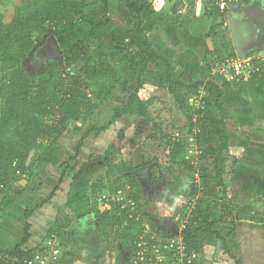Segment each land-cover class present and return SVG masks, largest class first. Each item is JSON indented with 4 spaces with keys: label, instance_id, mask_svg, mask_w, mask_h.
<instances>
[{
    "label": "trees",
    "instance_id": "16d2710c",
    "mask_svg": "<svg viewBox=\"0 0 264 264\" xmlns=\"http://www.w3.org/2000/svg\"><path fill=\"white\" fill-rule=\"evenodd\" d=\"M113 2L133 5L136 9L134 14L130 12L132 21L136 22L135 26L128 30L123 40L115 41V48L118 51L135 58L134 74L137 76L138 87L131 92L128 89L130 79L120 77L116 66L110 61L107 41L100 36L97 38L94 34L79 39L64 49L57 64L47 63L33 75L25 67L30 54L47 45L51 38L59 42V38L63 36L79 35V31L85 26L96 24L89 18L86 0H15L7 15L0 13V215L6 213L4 202L11 197V190L16 183L23 178H27L26 180L30 182L40 174L31 162L36 152L42 150L44 153L52 148L57 149L71 123H81L84 128V133L76 144V157L81 154L92 134L108 131L120 119L142 118L145 125L151 124L154 128L160 129L161 125L149 111L153 99L145 100L140 94L144 87V76L154 70L161 76L162 87L168 90L177 104L186 107L185 116L191 123V132L195 136L193 144L197 148L215 143L213 128L206 108L191 107L184 91L188 89L197 94L198 89L203 88L207 99L222 116L223 136L213 167L216 186L220 188L224 197L220 204L222 216L218 221H213L214 209L201 198L198 189L199 172H196V166L190 161H183V166L190 174L192 199L190 205L194 207L189 212L183 229L181 227L180 234L188 250L195 252L199 257L205 253L207 237L215 236L223 242L226 255L236 264H241V261L230 252L227 237L221 236L217 229L219 225L225 223L235 225L240 220L234 205L232 206L227 200V185L224 179L227 174L226 155L230 154L232 133H238L245 140H252L260 134L264 138V125L249 133L243 128L238 115L224 107L222 99L225 93L232 90L230 83L219 85L212 79L194 80L192 84L186 85L174 79L175 63L154 47L142 17L145 11L154 13L153 1L99 0L104 26H112L110 15ZM203 3L205 2L201 3L204 7L200 12L191 11L194 17L219 19V23L212 26V31L230 24L232 13L229 7L215 5L214 14L207 15V3ZM170 9L172 18L176 20V22L173 20V25L190 35V30L185 29L181 23L190 15L182 16L181 12L184 11L182 1L174 3ZM132 50L136 52L132 53ZM221 52L222 50L210 51L199 60L206 62L209 66L206 68H210L209 61L213 57H227ZM231 54L229 56L239 57L234 50ZM255 78L264 81V75H257ZM248 84L250 83H244V85ZM118 90L127 95L126 103L113 106V112L106 122L94 121L95 112L102 106L110 104ZM164 139L168 141L171 160L175 163L179 155L184 152L185 144L167 134H164ZM43 141L47 142L46 145H42ZM262 145L264 147V141ZM116 149L115 145L108 149L102 161V166L107 170L94 189L109 186L110 195H115L120 190L125 192L127 200L132 199L136 202L137 214L131 217V207L123 209V202L104 204L105 209L95 213L96 223L90 226L88 231L101 228L105 239H108L109 233H113L120 243L118 250L124 263V259L133 257L138 250L137 244L146 224H149L153 231L160 234L162 231L159 227L160 219L148 214L141 205L143 186L134 175L139 165L134 162L126 163L124 160L117 161L114 155ZM72 161L73 159H69L63 163L58 184L48 199L35 208L26 209L25 234L21 243L12 249L0 250V257L17 260L13 262L0 259V264H22L24 259H30L39 249L25 248L32 238L29 220L37 210L57 196L66 178L72 181L84 179L83 170L76 171V167L71 164ZM176 179L184 186V182L178 176ZM63 218V220L57 219L47 238L51 234H57L60 243L62 242L61 232L72 227L71 218L68 215H64ZM261 222L264 226V219ZM1 230L2 228L0 233Z\"/></svg>",
    "mask_w": 264,
    "mask_h": 264
},
{
    "label": "rangeland",
    "instance_id": "374dc122",
    "mask_svg": "<svg viewBox=\"0 0 264 264\" xmlns=\"http://www.w3.org/2000/svg\"><path fill=\"white\" fill-rule=\"evenodd\" d=\"M151 1L154 3V8H158L160 11L164 9V2L172 6L174 3L182 1L184 4L182 16L186 17L190 14V18L193 16L191 11H201V8L204 7V5L201 6L202 2L207 3V15L214 14V6L219 4L221 7H229L233 13L243 11L244 15L249 14L247 15L249 17L245 18L248 26L245 33L250 32H247L246 35L249 37L252 34V40L250 45L242 44V48L236 49L238 55L242 57L249 54H261L264 57L263 30L260 34L263 39L262 43L258 38L253 37L255 34L253 26L264 25V0ZM14 2L15 0H0V13L7 15ZM118 10L120 9L117 8L115 13L110 15L112 26L103 25L99 12L92 19V22L96 23L95 25L85 26L79 35L63 36L57 42L63 51L77 40L90 37L92 34L97 38L99 36L104 38L107 41L110 61L116 66L120 77L130 79L128 89L131 92L138 87L137 76L134 74L135 58L126 56L115 48V41L123 40L127 34L126 31L130 29L126 26L121 27L123 17L122 12ZM128 13L130 14V12ZM207 20L209 28L212 23L218 22L217 18L213 20L206 18ZM232 25H234L233 20ZM232 25L230 23L225 27H219L222 28L220 29L222 35L220 41L224 49L221 52L223 56L232 55L231 50L235 51L236 46L234 42L240 43L239 40L233 42L231 36H225L230 32L232 35L236 33L232 32ZM90 31L95 33H89ZM243 34V32L240 33L241 36ZM241 49L242 51H240ZM135 52L132 50V53ZM188 53L192 56V53ZM173 55L175 54L171 56ZM58 59L54 45L48 42L47 45L30 54L25 67L33 75L47 63L57 64ZM171 60L176 65L174 79L186 85L192 84L194 79L188 74L187 67L183 65L179 67L175 60ZM195 67L192 65L190 68L195 69ZM261 69L260 76L264 75V65ZM209 72L212 75L211 79H214L219 85L237 84L238 88L235 91L225 93L227 95L222 99V103L227 110L238 115L246 131L251 133L254 129L264 125V81L254 78L249 82H244L242 75L240 78H237L236 75L217 77L210 68ZM197 75L206 81L209 80L207 79L209 73L205 75V72H197ZM195 80L197 81L198 78ZM256 81L257 83L263 82L260 84L263 86H253L250 87L251 90L244 88V83L251 84ZM143 85L140 94L145 100L153 99L149 111L161 128H154L151 124L145 125L142 118L120 119L108 131L92 134L81 150V154L76 157V144L84 133V128L81 123H71L57 149L52 148L44 153L40 150L33 156L31 162L40 174L30 182L26 180L27 178H23L16 183L11 190V197L4 202L6 213L0 215V228H2L0 250L12 249L21 243L25 234L26 209L35 208L48 199L58 184L63 163L73 159L71 164L76 167V171L83 170L84 179L72 181L66 178L57 196L53 200H49L30 218L31 233L32 229L34 232L33 239L37 240L42 232L48 235L50 229L54 228L57 219L63 220L64 215H68L71 218L72 227L61 232L63 237L61 245L68 258V264H131L133 257L128 260L124 259V263H122L118 250L120 243L115 239L113 233H109L108 239H105L101 228L88 231L89 227L96 223L95 213L105 209L102 196L109 193L110 187L94 189V186L105 175L107 168L102 166V161H104L108 149L113 145L117 148L114 151L117 161L124 160L126 163L134 162L139 165L134 175L138 177L143 186L141 205L148 214L160 219L159 227L162 234L171 236L178 233L193 208L190 205L192 202L190 174L183 166V161H190L196 166V172H199L197 175L198 189L201 198L214 209L213 221H218L221 218L220 204L224 197L220 188L216 186V176L213 172L220 140L223 136L221 114L207 99L203 88L198 89L197 94L188 89L184 91L191 107L203 106L206 108L213 128L215 143L211 146L197 148L190 142L193 136L191 123L185 116L186 107L177 104L168 90L162 87L160 74L153 70L145 76ZM126 98V94H122L120 90L116 91L111 103L99 108L95 112L93 120L98 123L106 122L113 112V106L123 105L126 103ZM164 134L173 137V139L179 134L180 140L185 144L184 152L179 155L175 163L171 160L170 150L167 146L168 141L164 139ZM231 138L230 154L226 155L227 174L224 179L227 185L228 203L234 205L240 220L235 225L227 223V226L223 224L217 229L221 236L227 237L230 252L241 261V264H264V226L261 222L264 219V147L262 145L264 138L260 134L252 140H245L238 133H232ZM46 143L43 141L42 145H46ZM176 176L184 182V186L180 185ZM85 216L91 217V219L80 222L79 219ZM44 218L48 223L43 224L44 230H42ZM37 221L40 225L36 224ZM89 221L92 223L88 227L87 222ZM40 230L41 232H39ZM195 264H236V262L226 255L222 241L215 236H208L205 253L199 257Z\"/></svg>",
    "mask_w": 264,
    "mask_h": 264
},
{
    "label": "crops",
    "instance_id": "0c3cea01",
    "mask_svg": "<svg viewBox=\"0 0 264 264\" xmlns=\"http://www.w3.org/2000/svg\"><path fill=\"white\" fill-rule=\"evenodd\" d=\"M99 5H100L99 0H86L87 11H88V15L90 19H94L93 16L99 12H100L99 15H101ZM163 6H164L163 7L164 9L161 11L158 8H154L155 11L153 14H151L148 11H145L142 16L144 21L146 22L145 28L149 34L150 40L152 41L154 47H156L157 50L165 54V56H167L168 58L175 60L178 64L177 66L182 67L183 65L187 67V70L189 72L188 74L191 75L194 80L198 78V80L206 81V79H202L201 77H199L197 75V72H205V75L206 74L208 75L209 73V77H207V79L212 80L211 79L212 75L209 72V68H206L205 66H203L201 63L202 60H199V59L203 58L210 51H214V50L224 51L223 45L220 41L221 36H222L220 33V29L222 28H218L215 31H212V26L218 24L219 19L216 24L212 23L211 27L209 28L207 25L209 23H208V20L206 21V18L194 17V16H191V18L187 17V19L184 22L181 21V23L184 25V28L190 30V35H187L183 29L175 27L173 25L172 22L174 21L176 22V20L172 18V15L170 13L171 5H167V2H164ZM117 8L120 9L118 11L122 12L123 21L121 23L122 24L121 27L123 28L124 26L130 27V28L134 27L136 22L132 21L131 15L129 13L127 14V12H131V13L133 12L134 14L136 11L135 7L133 5H126V4L119 3V2H113L112 3V14L115 13V10ZM209 19L213 20L211 18ZM235 19H236L235 16H233L232 14L231 20H233V23H234V26H233L234 30H232V32H236L235 34H233L234 36H237V35L239 36L240 33H242L244 30L241 28L240 23L235 22ZM128 30L126 31V33L128 32ZM80 32L81 31H79V33ZM89 33H92V32L90 31ZM233 35L232 33L231 34L229 33L228 35H225V36L229 37ZM243 35L245 36L246 33H244ZM245 37L247 38V36ZM246 45H249V44H246ZM240 51H242V49ZM188 52L192 53V56L189 55ZM234 52L238 53L236 48ZM172 54H175V55L171 56ZM187 65H189L190 67L192 65H195L196 67L195 69H191ZM262 83L263 82L257 83L256 81L251 84L245 85L244 88L249 89L250 87L252 88L253 86L254 87L263 86V85H260ZM230 86H231V89L234 91L236 88H238L237 84L230 85ZM225 95H224V98H226ZM46 223H48L47 219L44 218L42 220V226L43 224L46 225ZM36 224L40 225L38 221L36 222ZM224 225L227 226V223H225ZM42 230H44V226ZM39 232H41V230ZM33 233L34 232L32 229V234ZM46 238H47V234L43 232L37 238V240L35 238L33 239V235H32V238L30 242L28 243V247L26 246L25 248L28 250H33L35 248L37 249L43 244ZM64 257L66 260V264H68V260H67L68 258L65 255V251H64Z\"/></svg>",
    "mask_w": 264,
    "mask_h": 264
},
{
    "label": "built area",
    "instance_id": "2783aa9c",
    "mask_svg": "<svg viewBox=\"0 0 264 264\" xmlns=\"http://www.w3.org/2000/svg\"><path fill=\"white\" fill-rule=\"evenodd\" d=\"M201 63L203 66L209 67L206 62ZM209 63L210 69L217 76L225 77L237 74L239 77L243 76L244 82H249L261 73L264 57L261 54H249L242 57L228 55L225 58L213 57ZM191 134L193 137L190 142L194 143L195 136L192 132ZM174 140H180L179 134ZM102 201L106 205L123 202V209L131 207V217L137 214L136 202L132 199L127 200L125 192L121 190L115 195L103 194ZM191 206L194 207V205ZM180 233L181 230L174 235L166 236L153 231L151 226L146 224L142 230L140 241L137 244L138 250L133 256L131 264H195L199 259V255L188 250ZM33 254L30 259H24L22 264H66L64 250L57 234H51ZM0 259L13 262L17 260L8 257H0Z\"/></svg>",
    "mask_w": 264,
    "mask_h": 264
},
{
    "label": "flooded vegetation",
    "instance_id": "af4514ba",
    "mask_svg": "<svg viewBox=\"0 0 264 264\" xmlns=\"http://www.w3.org/2000/svg\"><path fill=\"white\" fill-rule=\"evenodd\" d=\"M247 15H249V14H247ZM247 15H244V13H239V14H236V13H234L233 14V16H235V22H237V23H242L243 24V26H242V29L244 30V28H246V24L244 23V19L246 18V17H248ZM253 27H256V28H258L257 30H255V34H253V37H256V38H258V40L262 43V35H260L261 34V30H263L262 31V33H263V35H264V25L263 24H260V25H258V26H253ZM263 28V29H262ZM254 29V28H253ZM244 33H245V30L243 31ZM248 32V31H247ZM246 32V33H247ZM248 33H250V32H248ZM230 34H231V32H230ZM252 35V34H251ZM250 35V36H251ZM245 36H247V35H245ZM244 35L243 36H241V35H237L236 36V39L235 40H239L240 41V43H236V42H234V38H233V36H231V38L233 39V42L235 43V48L236 49H239V48H242L241 47V45L242 44H244V45H246V44H249L250 45V42H251V40H252V36L250 37H248L247 36V38L245 37ZM251 38V39H250ZM90 223H92L91 221H89V222H87V226L89 227V225H91ZM86 227V226H85Z\"/></svg>",
    "mask_w": 264,
    "mask_h": 264
},
{
    "label": "water",
    "instance_id": "95a60500",
    "mask_svg": "<svg viewBox=\"0 0 264 264\" xmlns=\"http://www.w3.org/2000/svg\"><path fill=\"white\" fill-rule=\"evenodd\" d=\"M231 13H232V14H234V13L239 14V13H243V11H242V12L237 11V12H234V13H233V11H231ZM248 17H249V16H248ZM230 23H231V25H232V20L230 21ZM244 23L246 24V28H248V26H247V22H246V19H244ZM232 26H234V25H232ZM242 26H243V24H242ZM243 27H244V26H243ZM246 28H244L245 31L247 30ZM253 28H254L255 30L258 29V28H256V27H253ZM232 30H233V27H232ZM235 39H236V36H234V40H235ZM48 42H49V43H52V44L54 45V47H55V49H56V52H57V54H58V57L61 58V57H62V50H61V48H60V46H59L57 40H56L55 38H51ZM87 219H91V217H82V218H80L79 220H80V222H82V221H86Z\"/></svg>",
    "mask_w": 264,
    "mask_h": 264
}]
</instances>
